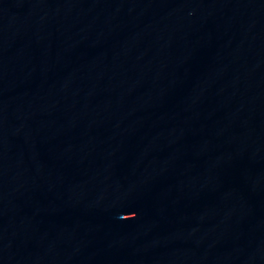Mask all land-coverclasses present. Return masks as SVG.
I'll return each instance as SVG.
<instances>
[{"label": "water", "instance_id": "1", "mask_svg": "<svg viewBox=\"0 0 264 264\" xmlns=\"http://www.w3.org/2000/svg\"><path fill=\"white\" fill-rule=\"evenodd\" d=\"M0 264H264V0H0Z\"/></svg>", "mask_w": 264, "mask_h": 264}]
</instances>
